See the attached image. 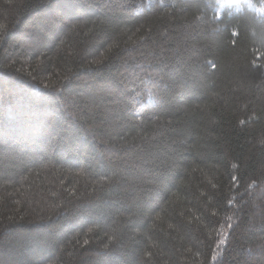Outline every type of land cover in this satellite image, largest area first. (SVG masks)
Wrapping results in <instances>:
<instances>
[{
	"label": "trees",
	"instance_id": "1",
	"mask_svg": "<svg viewBox=\"0 0 264 264\" xmlns=\"http://www.w3.org/2000/svg\"><path fill=\"white\" fill-rule=\"evenodd\" d=\"M221 5L0 0V264H264V16Z\"/></svg>",
	"mask_w": 264,
	"mask_h": 264
},
{
	"label": "rangeland",
	"instance_id": "2",
	"mask_svg": "<svg viewBox=\"0 0 264 264\" xmlns=\"http://www.w3.org/2000/svg\"><path fill=\"white\" fill-rule=\"evenodd\" d=\"M221 3L222 9L233 12L238 11L242 8V5L246 4L252 10L264 16V2L255 4L251 0H221Z\"/></svg>",
	"mask_w": 264,
	"mask_h": 264
},
{
	"label": "snow or ice",
	"instance_id": "3",
	"mask_svg": "<svg viewBox=\"0 0 264 264\" xmlns=\"http://www.w3.org/2000/svg\"><path fill=\"white\" fill-rule=\"evenodd\" d=\"M239 35V33H237ZM93 63H102V61H93Z\"/></svg>",
	"mask_w": 264,
	"mask_h": 264
}]
</instances>
